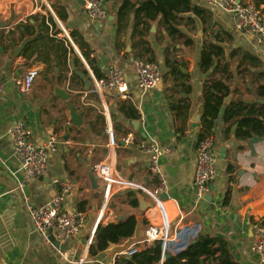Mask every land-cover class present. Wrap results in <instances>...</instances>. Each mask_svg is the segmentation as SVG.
Masks as SVG:
<instances>
[{"label":"crops","instance_id":"1","mask_svg":"<svg viewBox=\"0 0 264 264\" xmlns=\"http://www.w3.org/2000/svg\"><path fill=\"white\" fill-rule=\"evenodd\" d=\"M46 1L57 17V12L64 16V21L58 18L70 32V36L72 31L77 32V40L83 49L90 52L92 64L99 69L102 77L111 63H117L123 68L129 84L128 97L105 98L111 119L109 122L108 114L100 109L104 105V99L95 92H88L92 88L86 90L81 76L77 74L78 79L72 77V72L76 74V70L85 72L93 86L95 85V75L83 54L88 65L74 50L75 54L68 53L70 70L60 73L62 65L53 54L54 70L46 72L45 63L32 62L21 52L33 36L23 33V27L18 28V25L28 22L32 24L35 22L33 15L48 16L50 9L42 6L45 12H41L33 4L27 12L18 9L15 11L12 0H0V83L3 87L0 91V264H75L83 255L98 220V224H107L134 214L138 223L134 234L120 243L96 253H89V246L83 264H115L123 256L119 254L122 249L144 237L148 224L151 220H158L159 213L152 202L144 215H136L138 206L130 205L126 195L128 190H137L132 186L115 192L107 211L100 218L105 183L94 173V167L110 157L112 146L109 144L113 141L116 145L117 170L126 181L139 185V190L151 201L144 188L153 190L159 179L149 170L150 152L142 149L140 144L156 141L162 147L173 148L159 159L168 184L162 197L170 209L178 208L180 211V228L170 251L172 255L194 242L197 235L202 233L224 237L233 257L240 264H264L260 256L251 249L255 220H264V137H259L256 143L250 145L249 139L243 141L236 136L237 123L227 131L222 110L212 132L217 141L218 162L217 174L211 183L213 190L207 193L210 199L197 201L192 186L197 141L202 129L203 83L210 77L209 71L203 72L199 65L203 46L213 39L212 34L223 30L233 35V39L225 43L234 40L233 48L242 47L261 60L257 68L244 63L240 74L236 68L240 56L236 57V65L232 62L235 58L231 60L234 78L230 84L237 91L228 96L229 102H224L227 106L231 99L238 97L246 101L257 98L254 93L257 81H254L247 67L253 72L264 71V44L259 43L251 33L236 29L229 13L202 0L192 2L208 10L206 21L194 13L180 12L178 16L184 19L179 18L180 21L175 25L179 29L176 34H170L159 19L151 21L148 28L144 24L135 26L134 10L119 21L117 11L123 0H106L108 16L101 20L89 17L84 0ZM141 1L144 0H131L135 5ZM260 4L264 8V2ZM6 21L9 25H1V22ZM191 25L198 28L197 36L189 33L187 28ZM62 36L63 33L60 34ZM142 38L148 40L153 47L156 55L154 62L161 72L158 85L147 91L138 86L134 70L135 57L147 59L146 56L137 54L138 41ZM182 39L183 41H179ZM187 44H193L194 48L190 45L187 48ZM76 45L81 51L79 45ZM225 50L227 54L231 52L226 48ZM76 55L80 59L79 64L75 61ZM166 56L171 60H178L186 76L179 77L174 82L173 76L168 73ZM35 65L41 69L40 74L31 92L21 93L15 85V78ZM215 76H221L220 71ZM62 77L65 81L74 79L76 85L71 87L68 82L65 87L60 84ZM249 78L251 79L248 80ZM259 81L264 83V79ZM59 87H64L69 95L68 99L65 100L58 94ZM177 90H180L179 94ZM170 91L175 94V100L178 95L187 97L189 108L186 117L178 116L170 110L166 98ZM261 100L259 98L260 102ZM123 103H127V106L121 110ZM73 108L82 114L83 121L80 125L74 124L71 119ZM134 110L138 113L137 117H131ZM99 114H103L104 119ZM21 119L32 129V138L38 144L53 134L60 138L57 151L50 153L48 171L40 179L27 178L14 155L8 131ZM106 124L112 128L110 143L106 139ZM129 133L133 135V143L123 144L122 139ZM92 175L99 185L97 188L94 187ZM55 177L69 181L71 190L63 207L83 213L85 226L75 236H67L60 228L53 226L49 230V240H44L30 217L27 198L36 205L51 201L60 190L53 183ZM22 182V191L15 189ZM55 187L59 189L52 196ZM152 210L155 211L154 214L150 213Z\"/></svg>","mask_w":264,"mask_h":264},{"label":"trees","instance_id":"2","mask_svg":"<svg viewBox=\"0 0 264 264\" xmlns=\"http://www.w3.org/2000/svg\"><path fill=\"white\" fill-rule=\"evenodd\" d=\"M257 3H263L264 0H256ZM43 8L45 6L43 5ZM134 10L135 13V26L144 24L148 28L150 22L159 19L170 34L179 32L175 26L180 19L178 14L180 12L194 13L202 18L205 22V16L208 15V10L196 5L192 0H144L138 5H135L131 0H123L121 6L117 11L118 20L122 21L125 16ZM58 17L64 21V16L57 12ZM34 23H21L18 28L24 29L25 34L33 36L23 47L22 53L34 61H40L46 64V72L54 70L55 63L51 54L57 59L58 63L62 65L60 73L70 70L68 65V53L75 54L74 48L64 36L60 37L63 33L59 27L56 19L51 12L48 16L33 15ZM180 18V19H179ZM37 25V26H36ZM51 34V35H50ZM71 36L76 44L81 48L82 54L86 57L88 63L91 65L94 75L101 78L102 74L99 69L93 65V59L90 58V52L83 49V46L77 40V32L72 31ZM233 35L226 31H218L213 34V39L209 40L203 46L200 55L199 65L203 72L210 73V77L203 83V100L204 109L202 115V129L200 138L212 133L215 121L219 118L223 110V120L227 124L226 130L230 131L234 123H237L235 134L243 141L252 138L254 135L264 137V103L259 101V98H264V83H260V79H264V71L253 72L250 67L249 72L253 75L254 81H257V86L254 93L257 95L256 99L246 101L243 98L231 99L230 103L225 106L224 102L226 97L236 92V88H232L231 81L234 78V72L231 67V60L239 57L237 64V73L243 72L241 67L244 63L249 66H257L261 63L258 56L252 52L243 49L242 47H235L227 54L225 47L222 43L230 42ZM138 55L146 56L148 60L155 61L156 55L150 42L145 38L138 41ZM75 61L79 64L80 59L75 57ZM169 68V74L174 78V82L179 77L186 76L180 68V62L176 59L171 60L170 57L165 58ZM77 65V64H76ZM210 69H212L210 71ZM221 76L217 77V72ZM72 77L78 79L79 76L72 72ZM253 81V82H254ZM177 85V84H176ZM174 85V86H176ZM169 90H172L170 88ZM180 90H177L179 94ZM166 98L169 103V108L178 116L186 117L189 108L187 97L178 95L175 100V94L170 91ZM127 106L123 103L122 107ZM131 107V106H129ZM104 119L103 114H99ZM136 110L133 111L131 117H137ZM232 168L231 166L229 167ZM127 200L133 207L138 206V199L133 190H128ZM228 196L226 197V201ZM264 221V220H263ZM138 220L134 214H130L125 219H120L116 222H109L107 224L100 223L94 235V240L90 245L89 253H96L97 251L104 250L112 244L120 243L126 238L132 236L136 230ZM162 258V248L159 242H155L151 247L135 253L127 257L121 256L115 264H159ZM163 264H240L233 257L229 244L224 237L212 236L205 234H198L196 240L187 245L183 250L171 255L164 260Z\"/></svg>","mask_w":264,"mask_h":264},{"label":"built area","instance_id":"3","mask_svg":"<svg viewBox=\"0 0 264 264\" xmlns=\"http://www.w3.org/2000/svg\"><path fill=\"white\" fill-rule=\"evenodd\" d=\"M210 6L218 8L229 13L232 16L236 29L251 33L259 43L264 44V8L255 0H202ZM84 6L87 14L93 20H101L108 16L106 0H84ZM134 70L137 75L138 86L144 90H150L156 87L161 79V72L156 62L147 60L144 57L134 58ZM41 69L38 65L31 66L24 74L15 78V85L21 93H30L33 84L40 74ZM95 85L88 92H95L104 99V113H108V104L106 97L120 96L128 97L129 84L125 78L123 68L117 63H111L105 70V76L96 78ZM3 90L0 83V91ZM112 131V128H110ZM11 138L13 151L20 167L26 173L29 179H40L48 171L50 153L56 152L60 138L56 134L50 136L44 142L38 144L32 138V129L24 120H17L8 131ZM123 144H132L133 135L129 133L123 139ZM110 157L94 167V173L105 183L104 204L102 207V218L107 211L112 196L119 189L132 186L131 182L126 181L116 168L115 148L113 142ZM142 149L150 152L151 159L149 170L158 177L159 183L153 190H144L150 195L153 204L156 205L159 213L158 220H151L148 224L145 235L136 243L122 249L119 254L123 256H132L135 253L151 247L155 242H159L162 248V258L159 264H163L165 255L170 252L175 243L179 232L180 211L178 208L170 209L162 194L167 191L168 184L164 173L162 172L159 159L162 155L173 150L172 147H162L156 141L142 142ZM197 159L193 178V192L196 200L201 202L205 200L210 191V184L217 174V141L213 133L201 137L197 141ZM53 183L60 187L59 193L51 201L36 205L27 198V209L36 231L44 240H49V230L57 226L65 232L67 236L78 235L85 226V216L81 212L64 209L63 202L71 190L69 181L55 177ZM24 182L20 183L15 189H20ZM252 251L258 254L261 262L264 263V221L255 220L253 230ZM183 250V249H182ZM181 251V250H180ZM87 249L75 264H83L86 260Z\"/></svg>","mask_w":264,"mask_h":264},{"label":"water","instance_id":"4","mask_svg":"<svg viewBox=\"0 0 264 264\" xmlns=\"http://www.w3.org/2000/svg\"><path fill=\"white\" fill-rule=\"evenodd\" d=\"M44 1H46V0H44ZM46 4H47V7L50 9V11L55 16V19H56L57 23L59 24V27L63 30V32L65 34V37L69 40L70 44L72 45L74 50L79 54V56L83 59L85 64L88 65L87 62L85 61L80 49L75 44V42L73 41L72 37L70 36V32L65 28V26L62 23V21L57 17V15L54 13V11L50 7V5H48L47 1H46ZM1 25H3V26L4 25H9V22L8 21L1 22ZM75 72H76V74H78L79 76H81L83 78L84 83H85V88H86V90H89L91 85H92V80L88 76H86L85 72L78 71V70H76ZM58 94L65 100L68 99V97H69L68 93L66 92V90L64 88L63 89H59L58 90ZM261 99H262L261 102L264 103V98H261ZM229 100H230V97H226L225 102H229ZM71 115H72L71 119H72L74 124H76V125L82 124L83 119H82V114L81 113H77L75 111V109L73 108ZM107 118H108V121L110 122L111 119H110V115L109 114H108ZM259 137H261V136L254 135L252 138L249 139V144L252 145V144L256 143L259 140ZM111 140L112 141L114 140L113 133H111ZM235 144H236V142H235ZM91 177L93 179L94 187L97 188L99 185L96 182L95 176L92 175ZM131 184H132V187L134 189H137V190H135V193H136V196H137V199H138V208L136 209L135 214L138 215V216L144 215L146 210H148L152 206V201L150 199H147L146 196L139 190V185H137L135 183H132V182H131ZM58 189H59L58 187H55L53 189V192L51 193V195L52 196L55 195L58 192ZM212 190H213V187H212V184H210V191H212ZM205 199H210V195L207 194ZM98 222H99V220H98ZM98 222L96 223L95 228L93 229L92 235L90 237V240H89V243L87 244L86 249H88L89 246L91 245V243L93 242L92 238L94 237V234H95V232L97 230V227L99 225ZM171 255L172 254L170 252H167L166 255H165V259L169 258Z\"/></svg>","mask_w":264,"mask_h":264},{"label":"rangeland","instance_id":"5","mask_svg":"<svg viewBox=\"0 0 264 264\" xmlns=\"http://www.w3.org/2000/svg\"><path fill=\"white\" fill-rule=\"evenodd\" d=\"M13 1V5H14V7H15V11L18 9V10H20V11H23V12H27L30 8H31V6L33 5V4H35V7H37V10L38 11H41V12H45V10L42 8V6L44 5L47 9H48V7H47V4H46V1H44V0H12ZM13 8V7H12ZM188 31H189V33H193V35L194 36H197V33H198V28H196V26H189L188 28ZM218 29V28H217ZM213 35V34H212ZM63 36L65 37V34H64V32H63ZM209 39H211V36L209 37ZM179 41H183V39L182 40H179ZM183 43V42H182ZM194 44V43H193ZM193 44H187L186 45V47L188 48L189 46L188 45H190V47L192 48V46H193V48H194V45ZM224 46H225V48L227 49V51H230L232 48H233V46H234V40L231 42V43H225L224 44ZM190 48V49H191ZM237 59L238 58H235L232 62L236 65V61H237ZM89 75H91V73L89 72ZM251 78H249L248 80H250ZM68 82H70V86L72 87H74V85H76V81L74 80V79H72L71 81H65L64 80V77H62L61 78V81H60V84H63L65 87L67 86L66 84L68 83ZM253 83H251V85H252ZM253 86V85H252ZM93 84H92V86H91V88L93 89ZM64 87H62V88H60L59 87V89H63ZM78 88H80L79 86H78ZM249 90H250V88H248ZM89 99V98H88ZM100 104H101V101H100ZM101 110H102V112L104 113V107L102 106L101 108H100ZM106 128H107V135H106V139L108 140V143H110V131H111V129L107 126V124H106ZM109 149V148H108ZM112 155H113V153H112ZM151 214H154L155 213V211L154 210H152V212H150Z\"/></svg>","mask_w":264,"mask_h":264}]
</instances>
